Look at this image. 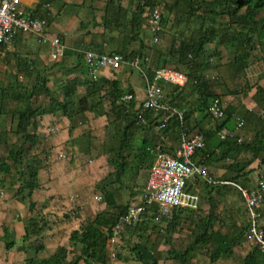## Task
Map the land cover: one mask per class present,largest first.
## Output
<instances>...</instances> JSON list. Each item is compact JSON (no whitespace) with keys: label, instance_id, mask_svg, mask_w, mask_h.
Returning a JSON list of instances; mask_svg holds the SVG:
<instances>
[{"label":"trees","instance_id":"obj_1","mask_svg":"<svg viewBox=\"0 0 264 264\" xmlns=\"http://www.w3.org/2000/svg\"><path fill=\"white\" fill-rule=\"evenodd\" d=\"M52 1L54 0H41L36 8H27V11L31 16L41 17L44 18L46 22H49L48 11L45 6ZM133 1L136 2L135 9L132 11V18L127 20L126 23L120 20V18L118 19L115 14H112L111 9L107 11L108 14L106 15V24H116L122 26L121 30H126L122 47L119 46L110 51L103 50L102 48L100 49V47L95 50L118 55L127 61L135 58L148 57L149 55L146 50L150 49L153 56L151 59L152 63H150L148 67H145L149 77H152L155 70L161 67H172L186 73L189 77V81L186 85L175 86L172 84H165L164 89L166 96L170 98L171 102L184 112L188 129L192 131L188 124L192 106L187 108L188 104L198 105L202 111H205V116H209L210 118L208 113L209 103L215 97H220L222 99V95L215 92L209 79L204 75L207 71L206 69L212 68L214 64L216 65L215 58L216 56L218 58L221 53L218 47L224 45L228 50L230 49L233 52L234 59L231 61V65H233L234 68H232L238 71L239 74L242 73L249 65V62L256 57L258 49H261L264 54V0H166L164 8L159 4V0ZM158 6L162 8L161 26L157 33L154 34L151 32V37L153 39L151 42L156 44L167 34L171 35L172 44L167 50L159 45H148L150 41L148 42L147 37L146 39L144 38L146 33L143 31H151L148 21L150 12ZM118 14L120 16V12H118ZM171 14H174V16L171 17ZM173 20L175 22H170ZM189 26H195V29L194 32L187 35L186 31ZM172 30H175V34L171 33ZM176 32H180L179 35H177ZM156 35L159 38L158 41L154 40ZM211 44H214L215 47L209 48ZM1 48L2 47H0V50ZM66 52L68 51H65L64 55H66ZM77 54L79 63L85 65L82 61V52H77ZM260 57L261 54L259 55V58ZM40 81L41 86L38 85V87H40L39 92H43L48 96L51 104L49 106H44L42 104L34 106L32 100L28 101V98L25 97L27 93L25 94L21 90L19 96L14 95L17 96V98L20 97L24 102L26 101L25 107L19 111L17 127V133L22 134L20 137L22 143L13 145L9 149L8 155L11 160L2 159L0 161V186L3 182L2 175L12 172L13 168H17L21 185L17 188L16 194L20 200L29 203L31 211H34L37 206L33 194L34 190L40 185L39 171L45 161L40 152L37 150L33 151L34 146L40 143L41 137L40 133H37L36 130H31V127L33 124L37 125L35 119L39 116L61 111L73 122L75 114L84 113L86 111L100 112L98 113L99 115L106 114L108 117L114 115L110 122L113 123L114 128L117 129L116 133L121 136V139L117 140L118 144L114 149L117 157L111 160V163L117 168L116 178L121 180L123 174L126 172L124 169L129 167L128 161L121 162V156L126 149L124 146L134 141L136 145L138 144L139 148L137 151L134 150L135 152L130 154L134 155L136 160H139L140 163L143 162L146 168L150 169L154 160V154L151 150L155 148V145L148 139H135L133 133V128H137L139 126L138 122L140 121L138 119V100L134 99L132 102H128L123 99L128 93L134 94L131 87H123L119 79H104L105 83L108 84L110 88L109 99L111 101V112L106 113L102 109L98 110L102 101H96V99L103 98V96L100 97L102 87L98 85L100 83L98 81L96 82L88 78H85L83 81L80 78L69 80L67 85L64 86L62 100L56 97L53 94L52 88L46 85V77H41ZM81 84L89 86V93L82 96L78 102H75V96ZM36 91L33 88L29 98H32ZM242 91H247V89H235L232 92L238 93ZM6 94L0 95L1 105L3 99L6 100V98L13 97L12 94ZM185 94L187 96H185ZM91 97L95 98L91 99ZM254 98L263 109L264 115V86H257V92ZM237 111V106H225L224 118L218 121L214 130L211 131L210 141H207L209 137L207 138L202 130H197L202 132L205 136V145L200 148L197 157L199 155L200 157L198 159L202 160L207 165L227 161V168H225L226 172L224 175L217 178L213 174L214 177L220 181H230L242 187L252 188L255 185L250 186L244 176L247 175L248 170L251 171L254 169L250 168V166L256 159L262 156V162H264V133H260L258 138L251 142L243 140L238 142L237 138L221 139L218 134V131L223 128L233 129L235 127ZM244 112L248 114L252 113L248 109H245ZM151 114L152 112L150 111L146 112L145 125L148 123L152 125L154 122L155 124L158 123L159 117H155L157 120H150ZM251 115H253V113ZM257 119L264 123V120L260 116L257 117ZM176 122L179 126L177 118L170 119L169 124L160 131L165 133L171 125H175L176 127ZM140 126H144L143 123H141ZM74 127L75 125L71 124L70 131L73 130ZM80 139L81 136L73 139V141H78ZM248 153L251 154L249 159L241 158V155ZM122 158L124 157L122 156ZM109 176L108 174L103 178L100 181V185H98L104 190L103 193L107 209L97 213L93 220L84 222L80 228L74 229L71 232L69 239L74 244L81 245V254L77 255L74 262H70L69 264H79L80 260H84L85 264L108 263L110 255V252H108V243L110 235L113 233L112 228L119 223L121 216L127 214L128 207L132 203L131 201L128 205L115 201L114 192L106 188L109 185V183H107L110 179ZM196 182H203L206 186V190L209 192L211 190H217L219 192L222 188L227 189L233 186V184L230 183H208L200 179H197ZM189 187L190 184L188 182L186 190L192 193L193 191L191 190L193 189ZM240 193L242 194L241 190ZM241 196L243 197V195ZM147 208L153 210L157 209L154 205H148ZM143 216L144 219L133 227L130 224L123 225L122 235H124L125 232L127 233V231L129 232V229H146L147 225L150 223L149 221L153 219V216L148 214H143ZM214 220L212 213L202 217L196 224L195 230L192 232L194 235L192 244L183 253L174 251V259L181 260L182 263H185L187 261V256L192 253L197 245H207L210 243L212 244L210 247L211 263L218 261L222 255L232 254L234 243L242 237L243 231L249 226L248 223L245 227L241 228L236 225L235 230L239 229L241 231L242 229L240 234H236L229 231L223 232L221 230H214ZM29 221L30 223L25 227V240H29L33 236H40L43 232V225L41 224L42 221L40 217L33 215ZM173 221L175 222V220ZM261 224L264 227V209L261 211ZM3 230L5 248L6 250H10L16 244L13 237V230L7 225H3ZM43 248L44 246H41L37 249L40 250ZM132 250L140 261L158 264L155 253L146 245L136 243ZM67 252V247L63 245L59 246L52 255L42 259L38 264H62L67 258ZM243 262L244 264H264V251L260 249L259 246L253 244L252 250L248 253Z\"/></svg>","mask_w":264,"mask_h":264},{"label":"rangeland","instance_id":"obj_2","mask_svg":"<svg viewBox=\"0 0 264 264\" xmlns=\"http://www.w3.org/2000/svg\"><path fill=\"white\" fill-rule=\"evenodd\" d=\"M159 1V4L164 8V3L166 0ZM89 12H95L91 6L89 7L88 13ZM194 29L195 26H189L186 34L190 35L192 32H194ZM143 32L146 33L144 38L146 39L147 37L148 42L150 41L148 45L163 46V49L166 50L171 47V38L170 41L160 40L158 43L153 44V42H151L153 41L151 37L152 31L144 30ZM171 33L175 34V30H172ZM179 33L180 32H176L177 35H179ZM17 41L18 40L13 41L10 46L6 47V50L5 46L0 50L4 52V54L0 52V95L6 93L12 94V91L9 87L10 84L17 86L21 91L28 90L29 93L33 91V85H38V83L41 85V77H46V83L54 90V93L60 97L63 94L62 85H64L66 81H69L68 75L64 73L62 68L63 62L57 64L58 62L49 60L48 46L43 45L44 43L40 42V40L34 35H27L25 40L20 42ZM14 42L17 44L15 47ZM13 47L14 50H11ZM146 52L148 53V58H150V60L148 64H144V67H148L150 63H152L151 59L153 58L149 49H147ZM223 54L225 60H232L233 52L230 49L228 50V53L227 49L224 50ZM2 56L4 57L1 58ZM256 58L259 59V52L253 60L254 63H252L255 64L256 68L258 66V62H260V70L263 69L262 65L264 64H262V62ZM20 60L22 64L20 63ZM222 60L218 59V62H220L219 65H222ZM220 70L221 67H215L210 73L214 74L216 78L213 80L214 87L216 89L215 92L220 94L222 93V99L224 100H227V97L230 96L231 93L234 94L232 92L233 90H249L248 83H253V80H249L250 82H248L246 75L241 79H229V81H226V79L220 75ZM256 70L258 71V69ZM117 74L118 72L113 73L112 76ZM123 76H125V79L122 81V83L126 82V79L130 77L132 83L135 84V81H137L139 86L145 85L140 71L134 66L128 67L124 71ZM80 77L82 81L85 78H88L99 82V78H95L93 74L91 75L85 73ZM248 78L255 77L248 76ZM104 86V93H101L100 95V97L103 96V98L97 99L102 101V104L98 107V110L102 109L106 113H110V88L106 83ZM86 87L87 85L84 84L79 85L78 96L86 95ZM34 89L36 91V88ZM38 92L36 91L31 98L32 104L34 106L44 104L49 100L47 96L39 94ZM234 96L236 97L234 98L235 102L238 101L237 99H242V97L236 95V93ZM247 96L243 95V99ZM8 100L13 102L12 105L6 102L7 106L5 108H0V121L4 120V122H0V161L2 159L11 160V158H9L10 156L8 155L9 149L13 145H19L22 143L20 137H16L17 134L15 133V128L17 124L18 110L24 107L23 104H25V102L22 101L18 103L12 98H9ZM98 116V113H93L91 111H87V115L86 113L75 114L73 121L76 124L80 122L84 123L86 128H84L83 131L85 132V130L88 131L90 129V133L93 134L90 136L89 133H85L84 136H82L78 141H73V139H70L68 146L63 151L64 153H56L55 158L57 162H53L52 160L51 141L54 140L53 137L48 135V131L47 134H45L44 128L41 126L42 120L39 121L38 119H35L37 125L33 124L31 130L40 131L41 139L40 143L34 146L33 151L37 150L40 152L42 154L41 156L45 160L40 169L41 184L39 189L37 188L34 198L37 201V208L34 210L35 212L31 211L29 203H23L19 201L15 195L14 190L17 189L21 184L20 175L19 172H17V168H13L12 172L2 175L5 184H1L4 189V195L0 197V264H38L42 259L48 258V256L52 255L57 250V248L62 245L68 249L67 258L62 264L74 262L76 256L81 254V245L74 244L69 239L71 232L74 229L80 228L84 222L93 220L97 213L107 209L105 198L102 195L100 200L98 197H94L99 192L96 188V182L109 174L110 179L107 183L111 181L108 187H112V184L116 183L115 181L117 176L115 171L116 167L111 163V160L117 157L114 149L117 140H120L121 136L116 133L117 129L114 128L113 123L110 122L114 115H110L108 117L106 114H104V116L101 115L99 118ZM259 116L264 120L262 111H259L255 117L251 118V122L255 124L254 127H259L257 132L253 131L251 127H246V125L244 128H242L243 126L237 125V127L239 126L237 129L241 128L239 130V135L243 137V141L251 142L258 138L260 133H264V123H258V121L260 122V120L257 119ZM97 119L101 120V126L106 123L101 128L102 131L107 134V140L100 137L98 134L99 124L97 123ZM239 120L240 119L237 121ZM92 121L94 124H92ZM141 123L145 125V122L141 121L138 122V125L140 126ZM95 125L97 126L96 128H94ZM139 126L137 128H133L134 137L138 140L140 139V136L138 135L139 131H137V129L140 130L142 127ZM154 127L156 128L157 125H154ZM118 133L122 134L120 132ZM135 145V141L133 143H127V150H125L122 155L124 158H122L120 155L121 162L129 161L128 163L130 167L132 165L130 162L134 161V158L132 157L133 155L130 153H132ZM107 146L108 149L106 148ZM250 157L251 154L248 153L241 158L249 159ZM49 158L52 163L48 162ZM58 162L61 163V166L58 170L59 173L57 172L58 174L55 175V164ZM227 163V161L221 162L217 165L211 163L209 167L211 168L212 173L218 178L220 176L221 169L227 168ZM95 165L97 166L96 169ZM250 168L254 169L251 171L248 170L247 175L244 177L248 181V184L253 186L257 182V178L262 174L264 175V162H262V156L256 159L251 164ZM65 173L74 174L70 182L69 175L66 176ZM138 176L139 175H137L136 181L138 184H134L131 181L130 182L133 191L134 187H139L137 190L139 193L132 194L130 197H126L125 200H119V203L129 205L131 201H134L135 197L144 192L143 190L145 187L143 185V178L141 175L139 177ZM64 178H67L65 180V184L67 185H70L71 183L73 184L74 181L77 180L75 183H78L80 187L79 191H64L62 192L63 194L56 196L58 197L56 200L54 199V201H51L50 197L46 196L45 190L50 188V184L54 186L60 184ZM126 179H129V176H127ZM119 187L120 188H118V190L126 188H122L121 186ZM189 188H192L193 190L191 191L196 193L200 198L201 202L197 211H185L182 213L181 218L178 220L175 219V222L170 221L171 223H169L167 228L166 226L168 223H166L164 219L159 220L153 217V219L149 221L150 223L147 225L146 229H129V232H125L122 243L116 246L115 249L118 251V255L114 260L111 261V263L152 264V262L144 263L140 261L132 250L136 243H142L155 253L158 264H213L210 260L209 246L202 244L197 245L192 253L187 256V261L185 263H182L181 260L174 259V251L180 253L186 251V249L192 244L194 240V235L192 232L195 230L196 224L202 217L208 216L211 213L215 219L213 226L215 230H222L223 232L229 231L240 234L242 229L241 231L236 229V231V225L239 228L245 227L247 223L249 225V219L246 213L247 211L245 209L243 197L241 196L242 194L240 193V189L235 184H233L231 187H228L227 189L222 188L219 190V192L217 190H211L212 192H209L206 190V186L203 184V182L194 181V183H190ZM119 194L120 192L117 196H119ZM5 206L7 209H5ZM33 215L40 217L42 221L41 224L43 225V232L40 236H33L29 240H25L23 236L18 235L19 231L21 230V226H23L21 222L24 221L25 223L26 221V224L30 223L29 220ZM136 224L137 222L132 224V227ZM3 225L9 226L14 233L13 237L16 244L10 250H6L5 248ZM247 229L248 228L243 231L242 237L238 240L239 243L235 244L236 249L233 253L234 255L232 254L233 256L230 258H222L214 264H244L243 261L246 255H248V253L252 250L254 244L252 240L245 236ZM41 246H44V248L40 250L37 249ZM79 264H85L84 260H80Z\"/></svg>","mask_w":264,"mask_h":264},{"label":"crops","instance_id":"obj_3","mask_svg":"<svg viewBox=\"0 0 264 264\" xmlns=\"http://www.w3.org/2000/svg\"><path fill=\"white\" fill-rule=\"evenodd\" d=\"M22 1H23V5H25L28 8L34 9L37 7V5L40 3L41 0H22ZM135 5H136V2H134L133 0H54L45 6V8L48 11V17H49V22H47V33L50 36H52V35L53 36H57V35L60 36L62 41L67 46L65 51H68V52H66V55H63L59 60H55L54 62H58V63L63 62L62 68H63L64 73L68 75L69 80H73L74 78H80L81 79L80 76H83L85 73L91 74L90 70L85 65L79 63L77 52H79L80 50L99 49V47H100V49L102 48L103 50L110 51L111 49L117 48L119 46L122 47L126 30L125 31L121 30L122 26H119L116 24L115 25L106 24L105 21L107 19L106 18V15L108 14L107 11L109 9H111L112 14H115V16L118 17V19L120 18V20L125 21V23H126L127 20H130L132 18V14H133L132 11L135 9ZM90 6L92 7V9L95 12H89L88 13ZM118 12H120V16H119ZM173 16H174V14H171V17H173ZM170 22H175V21L173 20ZM122 23H124V22H122ZM170 25H171V23H170ZM127 31H129V30H127ZM27 35H29V34H20L14 41H16V40H18L17 42L23 41V40H25ZM170 38L172 40V36L167 34L163 39L161 38L160 40L161 41H165V40L170 41ZM16 45H17L16 42H14V47ZM43 45L48 46V48H49L48 58H49V60H52V56H51L52 46L48 42L44 43ZM8 46H10V45H8ZM8 46H5V50L7 49L6 47H8ZM14 47L11 50H14ZM213 47H215L214 44H211L209 46V48H213ZM218 48H219V51L221 53H220V56L218 58L216 56L217 59L215 58L216 65L214 64L212 68L206 69L207 71L205 72L204 75L209 79V82L212 84V87L215 91H216V89L214 87L213 80L216 78H215L214 74L210 73L213 70V68H215V67H221L220 75H222V77L225 78L226 81H229V79H232V80L241 79L245 75H246V79H248V82H250L249 80H253L252 81L253 83H248V86H249V90L247 89L248 92L243 91V92L236 93V95L241 96L242 99H237L238 101L235 102L234 101V98H236L234 96L235 93L234 94L231 93V95L227 97V100L223 99V101H224V104L226 107L228 105H234V106H237V108H238V111L236 112L237 119H236L235 127L233 128L234 130L237 131L238 135H239V130L241 128L237 129L239 127V126L237 127V125H239L240 121L244 122V125L242 128H244V126L246 125V127H251V129L253 131L257 132L259 127L258 128L254 127L255 124L250 121V117L251 118L255 117L259 111L263 112V109L256 102L254 95L257 92V86L258 85L264 86V65H262L263 69L260 70L261 64H260V62H258V66L255 68V64H253L254 63L253 60L255 58H253L251 60V62H249V65L246 67V69L243 70V72L239 74L238 71H235L233 69L234 68L233 65H231L232 64L231 61L234 59V55L232 54V60L231 61L229 59L225 60L223 52H224V50L227 49V47L224 45H221ZM149 51L151 53L150 49H149ZM0 52H2V51H0ZM258 52H259V55L261 54V57L259 59L258 58H256V59L260 60L262 62V64H264V54H263L261 49H258ZM227 53H228V49H227ZM2 54H4V52H2ZM3 57L4 56H2L1 58H3ZM218 59H221V60L224 59V60H222V62H223L222 65L221 64L219 65L220 62H218ZM82 61H83V59H82ZM225 61H227V62H225ZM83 63H84V61H83ZM126 69L127 68H125V67L117 69V70L105 68V69L99 71L97 73V77H96V78H99L100 83L98 85L102 87L101 93L103 94L104 93L103 87L105 88V86H104L105 85V81H104L105 78L110 79V80L111 79L112 80L113 79H119L121 81V84L123 87H126V88L131 87L132 88L134 94L137 96V100H138V104H139V102L145 97V85L139 86V84H137V81H135V84L132 83V81L130 80L131 79L130 77L126 79L127 80L126 82L122 83V81H124V79H125V76H123V73ZM256 69H258V71ZM116 72H118V74L112 76L113 73H116ZM248 76L249 77L253 76L255 78H248ZM67 83H68V81H66V83L64 85H62L63 91H64V86H66ZM144 84H145V82H144ZM38 85H39V83H38ZM38 85L35 84L32 87V88H37V92L40 91V89H39L40 87H38ZM46 85L49 86L47 83H46ZM9 87H10V89L12 91V95L14 97V98L13 97H10V98L15 99L18 103L22 102L23 100L20 97L17 98V96H14V95L19 96L20 89L17 86L11 85V84ZM52 91H53V94L56 97H58L54 93L53 89H52ZM22 92L25 94L27 93V96H25V97L28 98V101H31V98H29L30 92L28 93V90H25ZM88 93H89V86L87 85L86 95ZM39 94L45 95L43 92H39ZM243 95L244 96L248 95V96L246 98L244 97V99H243ZM82 96H80V95L78 96V91H77V95L75 96V102H78V100ZM185 96H187V95L185 94ZM58 98L60 100H62L63 94ZM92 98H95V97H91V99ZM8 99L7 98H6V100L3 99L2 105L0 104V107L5 108L7 106L6 102H8L9 104L12 105L13 102L8 100ZM96 101H97V99H96ZM195 101H197V100H195ZM25 104H23L24 107H25ZM50 104H51V102L49 99L48 102H45L42 105L49 106ZM189 106H192V110H191L190 117L188 120V124H189L191 130L192 131L202 130L206 134L207 138L209 137V140H207V141H210V134H212L211 131L214 130L216 124H214L208 116H205V111H202L198 105L188 104L187 108ZM137 107H138V105H137ZM23 108H20L18 110V113H17V124H16V128H15V133L17 134L16 137L22 136V134L17 133V127H18V121H19V111ZM245 109L250 110L253 113V115H251L252 113L248 114V113L244 112ZM91 112L95 113V111H91ZM84 113H86V115H87V111ZM96 113H100V112H96ZM100 116L101 115H99L98 118ZM37 119L39 121L42 120L41 126L44 128L45 134H47V131H48L49 132L48 135H50V137H53V139H54L51 141V153H52L53 162H57V160L55 158L56 153H62V154L64 153L63 151L68 146V142L70 139H75V138H78L79 136L82 137V136H84L85 133L86 134L89 133L90 136H92V134H93V133H90V131H89L90 129L88 131L85 130V132L83 131V129L86 128V125L84 123L80 122V123L76 124L74 121L72 122L70 120V118L68 116L64 115L61 111L60 112L58 111L57 113L45 114L43 116L37 117L36 120ZM155 119H156L155 116L153 114H151L150 120H155ZM238 119H240V120L237 121ZM0 122H4V120L0 121ZM102 122H103V119H102ZM97 123L99 124L98 134L100 135V137L107 140V134L104 133V131H102V128H101L106 123H104V125L101 126V120L100 119H97ZM258 123H261V122L258 121ZM71 124L75 125V127L73 128V130L70 131ZM92 124H94L93 121H92ZM107 124H108V120H107ZM154 125H157V124H155V122L152 125L148 123V124L142 126L140 128V130L137 129V131H139L138 132V135L140 136L139 138L141 140L142 139H148L153 143V145H155V147L160 146L165 151H167L168 153H173L179 145L178 123L176 122V127H175V125H171L169 127V129L167 130V132H165V133H163L162 131H159L157 128L154 127ZM96 127L97 126L95 125L94 128H96ZM38 132L40 133V131H37V133ZM43 136H46V135H43ZM54 136H55V138H54ZM40 137H41V135H40ZM241 138L243 139V137H241ZM103 143H104V141H103ZM117 144H118V142H116V145ZM57 147H59V148H57ZM124 147H126V146H124ZM106 148L108 149V146ZM138 148H139V146L137 144L136 147L132 150V153L135 152L134 150L137 151ZM125 150H127V148ZM102 152H104V151H102ZM100 153H101V151H100ZM53 154H55V155H53ZM243 156L244 155H241V157H243ZM199 157L200 156L198 155V158ZM133 158H134V161L130 162V164H132L131 165L132 167L129 166L128 168L124 169L126 172L123 174V178H121V180H118L116 178V181H115L116 183L112 184V187H106L109 191L114 192L115 201L117 203H119L118 202L119 200H125L126 197H130L132 194H138L139 193L137 191L139 188L138 186L134 187V191H133V188L131 187V182H133L134 184H138V183H136L137 175H139V176L141 175V177L143 178V185L145 188L143 187L144 192L141 193L139 196L135 197L134 200L141 199L145 194V189H146L147 180H148V176H149V168H146V166L143 162L140 163L139 160H136L135 156ZM48 162L52 163L50 158H49ZM220 163L221 162H216L214 164L217 165ZM60 166H61V163H59V162L57 164H55V168H56L55 175H57L59 173L58 170H59ZM96 168H97V166L95 165V169ZM116 170L117 169L115 168V171ZM225 172H226V169L222 168L219 177H222ZM138 173H140V174H138ZM65 175L66 176L69 175V177H70L69 182L72 179V177L74 176L73 173H69V174L65 173ZM135 175H136V177H135ZM40 176H41V173L39 171V184H41ZM127 176H129V179H126ZM105 177H103V178H105ZM103 178H101L98 182H96V188L99 192L94 197L98 196L99 199H101V195L104 197V193H103L104 190L101 189L100 186H98V185H100V181ZM124 178L129 182H127ZM66 179L64 178L60 184L55 185V186L50 184L49 185L50 188L45 190L46 196L50 197L51 201H54V199L56 200L58 198L56 196H58L59 194H63L62 192H64V191L65 192H70L72 190H75L76 192L79 191L80 187H79L77 182L75 183V181H77V180H75L73 184L71 183L70 185H67V184H65ZM194 181L196 182V180H190L189 184L194 183ZM2 183H4V181ZM119 186H121L122 188H124V187H126V188L118 190V188H120ZM37 188L39 189V187H37ZM37 188L34 190L33 198H35ZM83 188H86V187H83ZM14 192H15V195L17 196V194H16L17 189H15ZM119 192H120V194H119V196H117ZM193 194L197 196V199L193 200L188 205H183V206L179 207L178 209H176L173 213V217L170 220L166 219V218H162V220L164 219L166 221V223H168L166 228L169 226V223L173 222V220H175V219L178 220L179 218H181L182 213H184L185 211H197L199 209V205L201 202L200 198L196 193H193ZM17 198L19 201L23 202L22 200H20V198L18 196H17ZM23 203H26V202L24 201ZM36 208H37V206H36ZM5 209H7L6 206H5ZM245 209L247 211L246 205H245ZM246 213H247L248 219H249L248 211ZM175 214H176V217H175ZM153 217H155V216H153ZM21 223L23 226H21V228H20L21 230L19 231L18 235L24 237L25 227L29 223L26 224V221H25V223H24V221ZM237 243H239V242L237 241L233 245V248H232L233 253L235 252V249H236L235 244H237ZM205 246H209V251H210V247L212 246V244L211 243L207 244V245L205 244ZM110 247L111 246H108V250ZM232 254L225 255V256L222 255L220 259H222V258L224 259L226 257L230 258L231 256L234 255V254L233 255ZM117 255H118V251H117ZM112 260H114V259H112L111 255H109V260H108V263H106V264H110ZM100 264H102V263H100Z\"/></svg>","mask_w":264,"mask_h":264},{"label":"built area","instance_id":"obj_4","mask_svg":"<svg viewBox=\"0 0 264 264\" xmlns=\"http://www.w3.org/2000/svg\"><path fill=\"white\" fill-rule=\"evenodd\" d=\"M27 8L22 0H0V47L10 45L20 34L34 35L40 42L50 43L52 60H59L65 53L66 44L60 36H50L47 33L46 20L31 16ZM161 18L160 6L150 12L148 21L154 34L160 30ZM158 39L156 35L154 40L158 41ZM79 52H82L83 61L95 78L97 73L105 68L117 70L134 66L140 71L145 82V97L138 104L140 121L146 123L145 114L148 111L159 117L156 127L159 131L169 124L170 119L177 118L179 121L178 147L173 153H168L160 146L151 150L154 160L149 169L145 194L141 199L132 201L127 214L121 216L119 223L112 228L113 233L109 238L112 259L117 255L116 245L123 240V225L142 221L143 214L155 216L156 219H171L176 209L197 199L196 195L186 190L188 182L197 179L208 183H230L238 186L249 214V226L245 236L264 251V227L261 224V209L264 207V175L257 178L254 187H242L234 182L216 179L209 165L198 159L197 153L205 145V136L202 132L197 130L192 132L188 129L184 112L171 102L164 89L165 84L186 85L189 81L188 75L172 67H161L149 77L144 67V64L149 62L148 57L126 61L118 55L95 49ZM123 99L132 102L134 99L137 100V96L128 93ZM208 113L210 120L217 124L225 115L224 101L220 97L213 98L208 105ZM239 125L243 126L244 122L240 121ZM218 134L221 139L237 138L238 142L243 140L234 129L223 128ZM3 195L4 189L0 186V197ZM148 205H154L157 209H148Z\"/></svg>","mask_w":264,"mask_h":264},{"label":"clouds","instance_id":"obj_5","mask_svg":"<svg viewBox=\"0 0 264 264\" xmlns=\"http://www.w3.org/2000/svg\"><path fill=\"white\" fill-rule=\"evenodd\" d=\"M100 200V199H99ZM123 238H124V235H123ZM119 245V244H118ZM108 246H109V243H108ZM117 246V245H116ZM108 252H110V248H109V250H108Z\"/></svg>","mask_w":264,"mask_h":264}]
</instances>
